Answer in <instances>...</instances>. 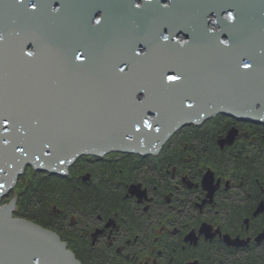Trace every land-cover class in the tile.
<instances>
[{"label":"water","instance_id":"water-1","mask_svg":"<svg viewBox=\"0 0 264 264\" xmlns=\"http://www.w3.org/2000/svg\"><path fill=\"white\" fill-rule=\"evenodd\" d=\"M219 114L264 124V0H0V200L27 165L158 154ZM16 201L0 264H82Z\"/></svg>","mask_w":264,"mask_h":264},{"label":"flooded vegetation","instance_id":"flooded-vegetation-1","mask_svg":"<svg viewBox=\"0 0 264 264\" xmlns=\"http://www.w3.org/2000/svg\"><path fill=\"white\" fill-rule=\"evenodd\" d=\"M44 174L82 202L56 194L25 218L82 264H264V124L220 114L158 154H85L66 175Z\"/></svg>","mask_w":264,"mask_h":264},{"label":"trees","instance_id":"trees-1","mask_svg":"<svg viewBox=\"0 0 264 264\" xmlns=\"http://www.w3.org/2000/svg\"><path fill=\"white\" fill-rule=\"evenodd\" d=\"M28 176H32L33 179L26 184ZM28 176L20 178V195L18 200L20 213L18 216L33 217L37 204L53 200V196L56 194L60 195V199L65 200L66 203L70 201L78 205L81 204L83 199L82 191L80 189L68 188L65 181L61 182V178H48L45 174L38 173L32 168ZM39 208L42 209L41 207Z\"/></svg>","mask_w":264,"mask_h":264},{"label":"rangeland","instance_id":"rangeland-1","mask_svg":"<svg viewBox=\"0 0 264 264\" xmlns=\"http://www.w3.org/2000/svg\"><path fill=\"white\" fill-rule=\"evenodd\" d=\"M218 116L220 117V115H218ZM30 171H31V167L30 166L26 167L25 172L22 176L27 177L28 173ZM31 179H33L32 176H28V181H26V184H28ZM19 183H20V181H18L17 185L14 186L5 196L2 197V199L0 200L1 205L5 204V203H9V201H11V199L14 197H17L19 199V195H20ZM19 213H20V210L17 208L14 211V214H15V216H18Z\"/></svg>","mask_w":264,"mask_h":264},{"label":"snow or ice","instance_id":"snow-or-ice-1","mask_svg":"<svg viewBox=\"0 0 264 264\" xmlns=\"http://www.w3.org/2000/svg\"><path fill=\"white\" fill-rule=\"evenodd\" d=\"M33 7H35V5H33ZM137 7H139V5H137ZM229 17L231 18V13H229ZM97 22H99V21H97ZM164 39H167V37H164ZM77 58L78 59H81V57H77ZM244 67H250V65L245 64ZM167 79L170 80V81H172V80L178 79V77H176V76H168Z\"/></svg>","mask_w":264,"mask_h":264},{"label":"bare ground","instance_id":"bare-ground-1","mask_svg":"<svg viewBox=\"0 0 264 264\" xmlns=\"http://www.w3.org/2000/svg\"><path fill=\"white\" fill-rule=\"evenodd\" d=\"M129 22H130V21H127L125 24H127V23H129ZM19 71H22V70L20 69ZM22 72H23V71H22ZM1 241H2V240H1ZM1 241H0V242H1Z\"/></svg>","mask_w":264,"mask_h":264}]
</instances>
